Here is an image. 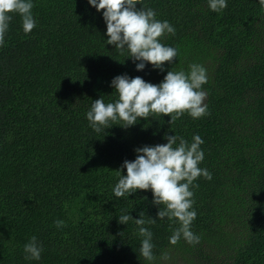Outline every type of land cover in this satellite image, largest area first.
<instances>
[{
	"label": "trees",
	"instance_id": "1",
	"mask_svg": "<svg viewBox=\"0 0 264 264\" xmlns=\"http://www.w3.org/2000/svg\"><path fill=\"white\" fill-rule=\"evenodd\" d=\"M142 4L175 27L160 38L178 50L164 72L151 64L137 71L127 53L107 45L103 10L88 0H34L30 33L12 14L0 43V264H149L138 252L140 212L157 219L144 225L154 234V264H264V9L258 0H228L220 12L208 0ZM192 63L207 69L203 117L185 113L171 125L170 115H156L101 133L89 127L92 100L117 98L115 76L159 83ZM165 133L204 141L199 166L212 179L201 176L191 188L196 245L170 244L179 224L159 220L151 190L112 193L122 163L137 147L166 143ZM121 214L135 218L122 224ZM33 235L44 247L39 261L24 259Z\"/></svg>",
	"mask_w": 264,
	"mask_h": 264
},
{
	"label": "clouds",
	"instance_id": "2",
	"mask_svg": "<svg viewBox=\"0 0 264 264\" xmlns=\"http://www.w3.org/2000/svg\"><path fill=\"white\" fill-rule=\"evenodd\" d=\"M88 3L97 11L103 10L106 44L113 45L121 54L127 53L137 71L151 64L154 70L164 72L165 62L175 63L178 50L160 39L166 33L175 35V27L167 20L156 19L154 9L138 7V4L143 5L142 0H88ZM227 3L228 0H208V7L220 12L227 7ZM258 3L264 9V0H258ZM33 8L34 0H0V43L9 30L12 14L20 16L25 33L32 32L37 24ZM207 81V69L198 63L190 64L188 71H167L159 83L146 81L141 76L120 74L111 80L117 98L109 102L104 96L92 100L86 119L95 133H101L115 124L127 129L141 118L156 115H170L171 125L185 113L199 119L207 114L204 103L207 93L203 89ZM164 139L166 143L145 144L135 149L136 158L122 163L112 193L116 198H128L137 190H151L152 203L159 206V220L167 217L179 224L169 237L170 244L175 245L183 238L188 244L196 245L201 238L191 230L197 217L191 188L196 186L194 182L201 176L212 179L211 173L199 166L205 159L201 148L204 141L199 134L193 135L192 142L176 133H165ZM133 218L131 214H121L118 215V222L128 224ZM156 221L153 217L146 221L143 212H140V218H135L142 237L138 252L149 264H154L156 259L154 234L144 225ZM55 226L61 229L66 227V222L56 220ZM43 251V244L35 235L23 246L27 261H39ZM161 258L166 259L167 255L163 254Z\"/></svg>",
	"mask_w": 264,
	"mask_h": 264
}]
</instances>
